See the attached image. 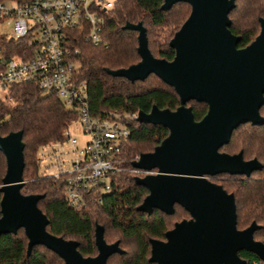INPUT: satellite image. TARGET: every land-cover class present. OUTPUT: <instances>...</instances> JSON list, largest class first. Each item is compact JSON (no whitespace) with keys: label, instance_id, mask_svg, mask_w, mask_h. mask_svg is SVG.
Masks as SVG:
<instances>
[{"label":"water","instance_id":"1","mask_svg":"<svg viewBox=\"0 0 264 264\" xmlns=\"http://www.w3.org/2000/svg\"><path fill=\"white\" fill-rule=\"evenodd\" d=\"M177 2L190 5V12L169 41L171 60L154 57L148 47L146 29L141 23L126 22L124 28L137 32L139 61L107 73L129 81H142L156 75L172 87L179 98L175 110L153 105L149 112L139 110L137 121L161 125L167 136L151 152L141 153L132 167L154 171L135 176L136 184L148 193L137 211L151 214L155 209L166 215L175 205L189 215L165 232V239L151 238L148 261L155 264H247L239 256L244 250L264 262V244L255 240L259 228L252 222L244 229L236 226L234 196L209 179L217 174L249 177L262 164L245 160L242 152L220 151L240 124H264L260 108L264 104V17L260 32L243 48L240 37L229 29V13L235 0H163L162 10ZM191 100L203 102L206 114L195 120ZM24 144L22 132L0 135V151L6 170L0 185V235L22 228L27 237L26 254L43 245L65 264H107L115 254H124L119 241L107 243L104 227L95 225V256H83L78 241L56 236L47 230L49 220L37 203L43 194H23Z\"/></svg>","mask_w":264,"mask_h":264},{"label":"trees","instance_id":"2","mask_svg":"<svg viewBox=\"0 0 264 264\" xmlns=\"http://www.w3.org/2000/svg\"><path fill=\"white\" fill-rule=\"evenodd\" d=\"M242 1L243 8L240 5ZM162 2L115 0L113 7L104 11L99 44L85 42L80 36L73 38L80 50L75 64L76 75L78 80L86 82L88 102L94 114L149 112L153 105L175 110L179 106L174 89L154 74L142 81H129L106 71L126 68L140 59L136 51L137 32L124 28L126 22L141 23L145 27L148 47L154 57L173 59L174 50L169 41L189 15L190 5L177 2L170 9L162 10ZM242 9L248 24L258 23V17L264 16V0H235L229 16L235 18ZM243 25L246 24L242 21L231 22L230 26L233 33L241 35L238 47L246 46L258 34L257 29H245ZM150 76L153 81L144 84ZM187 105L192 108L195 120L206 114L207 106L203 102L191 100ZM259 111L264 117V104ZM75 118L73 110L65 107L57 97L42 93L33 82L12 84L0 96V135L22 132L24 184L21 192L44 195L37 205L49 220L47 230L56 236L77 240L78 250L83 256L97 254L94 229L96 224H100L104 227L105 241L116 233L119 246L125 250L124 254L111 255L107 264H155L148 261L149 240H164L165 232L171 229L170 221L176 207L185 210L175 205L172 215L156 209L151 214L137 211L148 191L135 183V174L129 169L139 154L151 152L167 136V128L129 121L130 134L123 140L120 153L119 164L123 169L113 175L110 192L100 200L88 198L86 206L74 209L66 202L64 181L41 172L38 150L53 139H61L62 130ZM220 151L229 154L241 151L245 160L256 158L262 164V168L253 171L249 177L226 173L214 177L220 178L215 183L234 196L237 228L244 229L255 222L259 228L253 237L264 244V124H240ZM5 170V157L0 151V185ZM27 242L22 228L16 233L1 234L0 264H65L43 245L33 246L27 255ZM238 254L247 264H264L251 252L241 250Z\"/></svg>","mask_w":264,"mask_h":264},{"label":"built area","instance_id":"3","mask_svg":"<svg viewBox=\"0 0 264 264\" xmlns=\"http://www.w3.org/2000/svg\"><path fill=\"white\" fill-rule=\"evenodd\" d=\"M115 0H0V96L16 83L33 82L47 95L57 97L73 110L83 143L69 131L38 150L41 172L64 181L67 204L81 209L88 198L100 200L110 192L113 175L120 166L122 142L130 134L128 122L137 112L94 114L87 85L76 75L79 48L73 38L101 42L104 11ZM138 157V156H137ZM136 157V159H137ZM135 176L154 171L132 167Z\"/></svg>","mask_w":264,"mask_h":264},{"label":"rangeland","instance_id":"4","mask_svg":"<svg viewBox=\"0 0 264 264\" xmlns=\"http://www.w3.org/2000/svg\"><path fill=\"white\" fill-rule=\"evenodd\" d=\"M243 4V5H242ZM240 5H241V7L243 8L244 7V1H242L241 3H240ZM230 17V19H231V22L232 23H235V22H237V23H242V21H243V23L244 24H246V25H243V27L245 28V29H251V28H255V29H257L258 31H259V26H258V23H257V21H255V23L252 25V23L250 24H248L247 23V21H245L244 19H245V15H244V10L242 9L241 11H239V13L238 14H236V17L235 18H233L232 16H229ZM151 81H153V77L152 76H150L149 77V79L148 80H146L145 81V83L144 84H149ZM4 94H1V96H3ZM189 105H192V103H189ZM69 131H70V133H71V135L73 136V137H75L77 140H78V142H80V144H82L83 143V139H84V137H83V134H82V132H81V129H80V126H79V123L77 122V121H73V122H71V124L69 125ZM51 172H53V169H46L44 172H42L43 174H49V173H51ZM209 179L211 180V181H214V182H216V181H218L220 178L219 177H209ZM189 218V216H188V214L185 212V211H183L181 208H179V207H176V212H175V215H174V217H172V219H171V227H172V225H173V223L174 222H176V221H181L182 219H188ZM113 235L111 236V238L110 239H108L107 240V242L108 243H111V242H113V241H115L116 240V233H112ZM122 247H124L123 246V244L121 245Z\"/></svg>","mask_w":264,"mask_h":264},{"label":"flooded vegetation","instance_id":"5","mask_svg":"<svg viewBox=\"0 0 264 264\" xmlns=\"http://www.w3.org/2000/svg\"><path fill=\"white\" fill-rule=\"evenodd\" d=\"M259 17H262V16H259ZM259 17H258V18H259ZM263 17H264V16H263ZM229 18H230V17H229ZM230 20H231V19H230ZM230 26H231V25H230ZM258 26H259V31H258V34H259V32H260V24H259V22H258ZM229 29H230V27H229ZM230 30H231V29H230ZM231 32H232V31H231ZM232 33H233V32H232ZM233 34H235V33H233ZM258 34H257V35H258ZM235 35L239 36L240 39H241V35H240V34H235ZM257 35H256V36H257ZM256 36H255V37H256ZM255 37L253 38V40L255 39ZM253 40H252V41H253ZM239 41H240V40H239ZM252 41H251V42H252ZM251 42H250V43H251ZM238 43H239V42H238ZM250 43H249V44H250ZM247 45H248V44H247ZM247 45H246V46H247ZM237 47H238V45H237ZM244 47H245V46H244ZM238 48H243V47H238ZM187 106H188V105H187ZM176 222H177V221H176ZM174 223H175V222H174ZM173 225H174V224H173ZM172 227H173V226H172ZM172 227H171V228H172Z\"/></svg>","mask_w":264,"mask_h":264}]
</instances>
